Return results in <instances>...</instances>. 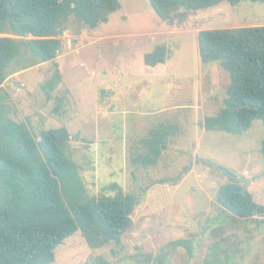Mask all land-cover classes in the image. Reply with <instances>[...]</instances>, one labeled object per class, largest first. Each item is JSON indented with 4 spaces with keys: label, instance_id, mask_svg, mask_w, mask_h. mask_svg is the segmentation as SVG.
I'll use <instances>...</instances> for the list:
<instances>
[{
    "label": "rangeland",
    "instance_id": "obj_1",
    "mask_svg": "<svg viewBox=\"0 0 264 264\" xmlns=\"http://www.w3.org/2000/svg\"><path fill=\"white\" fill-rule=\"evenodd\" d=\"M120 4L95 30L70 22L54 61L12 71L2 86L16 110L13 119L35 137L67 128L91 196L116 183L140 199L119 244L94 250L78 231L58 246L54 264H96L100 257L108 264H264V216L239 219L224 211L220 187L245 184L207 163L237 179L262 173L264 124L256 120L241 135L205 130L231 80L220 63L202 64L198 46L203 30L264 26V2L180 10L173 22L161 20L149 0ZM157 46L170 58L148 68L143 57ZM56 65L61 82L49 97L43 86ZM59 97L65 103L56 113ZM161 123L176 132L158 163H135L143 153L140 140ZM248 192L264 205V178L251 182ZM178 240L188 245L174 246Z\"/></svg>",
    "mask_w": 264,
    "mask_h": 264
},
{
    "label": "trees",
    "instance_id": "obj_2",
    "mask_svg": "<svg viewBox=\"0 0 264 264\" xmlns=\"http://www.w3.org/2000/svg\"><path fill=\"white\" fill-rule=\"evenodd\" d=\"M241 1L264 2L149 0L164 22H173L180 10L198 11L223 2L236 6ZM120 8V0H0V264H54L58 246L78 231L96 250L119 244L132 227L139 197L124 193L116 183L91 196L70 153L67 128L44 130L35 137L26 123L13 119L16 110L2 87L12 71L54 61L70 22L95 30ZM198 46L202 64L220 63L231 80L222 109L205 119V130L241 135L256 120L264 124V26L203 30ZM169 58L168 49L157 46L145 53L144 64L156 67ZM60 82L56 65L43 86L49 97ZM57 101L55 112L60 113L65 100ZM175 132V126L164 123L151 129L140 140L143 153L133 161L155 166ZM242 189L236 184L221 186L218 204L239 219L264 216V205ZM96 264L108 263L100 257Z\"/></svg>",
    "mask_w": 264,
    "mask_h": 264
},
{
    "label": "water",
    "instance_id": "obj_3",
    "mask_svg": "<svg viewBox=\"0 0 264 264\" xmlns=\"http://www.w3.org/2000/svg\"><path fill=\"white\" fill-rule=\"evenodd\" d=\"M209 165L215 167L216 169H218V171L223 172L225 174H227L234 182L236 183H244L245 186L244 188L241 190L242 194L246 195L248 193V186L251 182L256 181L258 179H262L264 178V171L260 174H257L255 176H253L252 178H242V179H237L236 177L232 176L227 170L222 169L220 167H218L217 165L211 163V162H207Z\"/></svg>",
    "mask_w": 264,
    "mask_h": 264
},
{
    "label": "crops",
    "instance_id": "obj_4",
    "mask_svg": "<svg viewBox=\"0 0 264 264\" xmlns=\"http://www.w3.org/2000/svg\"><path fill=\"white\" fill-rule=\"evenodd\" d=\"M143 60H144V57H143ZM146 66V65H145ZM148 68H153V67H148Z\"/></svg>",
    "mask_w": 264,
    "mask_h": 264
}]
</instances>
